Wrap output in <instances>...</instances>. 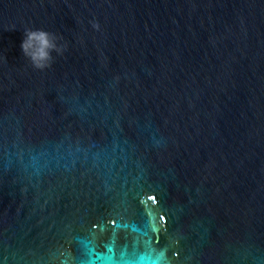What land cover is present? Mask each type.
<instances>
[{"label":"water","instance_id":"95a60500","mask_svg":"<svg viewBox=\"0 0 264 264\" xmlns=\"http://www.w3.org/2000/svg\"><path fill=\"white\" fill-rule=\"evenodd\" d=\"M0 264H264V0H0Z\"/></svg>","mask_w":264,"mask_h":264},{"label":"clouds","instance_id":"9594fccd","mask_svg":"<svg viewBox=\"0 0 264 264\" xmlns=\"http://www.w3.org/2000/svg\"><path fill=\"white\" fill-rule=\"evenodd\" d=\"M20 47L23 54L29 57L33 65L38 68L48 66L53 51H61L57 37L44 30H26Z\"/></svg>","mask_w":264,"mask_h":264},{"label":"snow or ice","instance_id":"6c2138e0","mask_svg":"<svg viewBox=\"0 0 264 264\" xmlns=\"http://www.w3.org/2000/svg\"><path fill=\"white\" fill-rule=\"evenodd\" d=\"M153 199H155V197H153ZM162 218H164V217H162Z\"/></svg>","mask_w":264,"mask_h":264}]
</instances>
